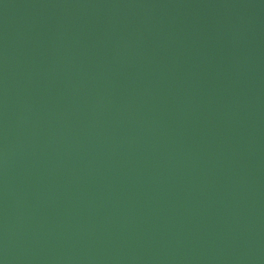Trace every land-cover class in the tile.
<instances>
[{
    "label": "water",
    "instance_id": "obj_1",
    "mask_svg": "<svg viewBox=\"0 0 264 264\" xmlns=\"http://www.w3.org/2000/svg\"><path fill=\"white\" fill-rule=\"evenodd\" d=\"M0 264H264V0H0Z\"/></svg>",
    "mask_w": 264,
    "mask_h": 264
}]
</instances>
